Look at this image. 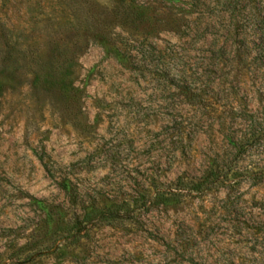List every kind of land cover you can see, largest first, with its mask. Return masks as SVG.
<instances>
[{
	"label": "rangeland",
	"instance_id": "obj_1",
	"mask_svg": "<svg viewBox=\"0 0 264 264\" xmlns=\"http://www.w3.org/2000/svg\"><path fill=\"white\" fill-rule=\"evenodd\" d=\"M66 176L133 215L59 238ZM0 264H264V0H0Z\"/></svg>",
	"mask_w": 264,
	"mask_h": 264
},
{
	"label": "trees",
	"instance_id": "obj_2",
	"mask_svg": "<svg viewBox=\"0 0 264 264\" xmlns=\"http://www.w3.org/2000/svg\"><path fill=\"white\" fill-rule=\"evenodd\" d=\"M133 18L141 21H145L149 18L147 9L142 7L133 6ZM9 57V53L4 56V61ZM71 61H67L65 67L62 71L57 72L56 70L48 69L43 75L37 74L36 81H42L49 85L50 87L57 86L61 91L64 92H76L72 81L69 79L71 74ZM243 121L248 122L247 126H251L254 120V114L249 110L243 112L241 115ZM253 135H248L237 137L232 140V145L238 147L240 143L249 141ZM215 168V166H214ZM216 172L217 169L215 168ZM212 173L207 175L203 179L187 181L184 176H178L176 181L165 185L156 191L154 196V201L150 204L148 201L144 202L146 210L151 208L153 203L157 208H164L173 203L181 202L184 197L189 195L193 191H202L217 187L222 183L221 176L219 173ZM61 190L64 191L65 195L72 206L76 208V211L71 217L65 211H50L48 213V222L52 223L51 226H56L55 234H59V238L71 237H81L87 235L91 232L92 227L96 225L105 224V222H110L111 220L118 217H131L133 215V209H126L124 213L120 214V211L108 208L97 204L95 201H89L84 198L83 193L79 189L78 185L68 176L61 177L57 181ZM60 228V229H59Z\"/></svg>",
	"mask_w": 264,
	"mask_h": 264
}]
</instances>
